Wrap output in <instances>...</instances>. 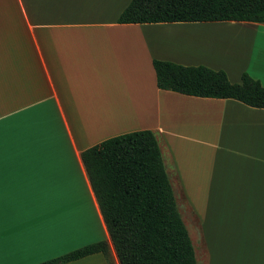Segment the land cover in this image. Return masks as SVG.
<instances>
[{
    "label": "crops",
    "instance_id": "0c3cea01",
    "mask_svg": "<svg viewBox=\"0 0 264 264\" xmlns=\"http://www.w3.org/2000/svg\"><path fill=\"white\" fill-rule=\"evenodd\" d=\"M130 2L0 0V260L112 245L83 152L150 129L197 264H264V108L161 89L153 65L229 74L242 52L230 80L248 72L264 86V54L253 63L264 23H121ZM64 264L108 263L97 252Z\"/></svg>",
    "mask_w": 264,
    "mask_h": 264
},
{
    "label": "trees",
    "instance_id": "16d2710c",
    "mask_svg": "<svg viewBox=\"0 0 264 264\" xmlns=\"http://www.w3.org/2000/svg\"><path fill=\"white\" fill-rule=\"evenodd\" d=\"M224 20L264 23V0H131L118 18L121 23ZM153 65L161 89L264 108V86L248 72L232 82L225 70L202 64L154 58ZM83 160L112 245L101 240L38 264H64L97 252L108 264H197L154 131L110 137L86 149Z\"/></svg>",
    "mask_w": 264,
    "mask_h": 264
},
{
    "label": "rangeland",
    "instance_id": "374dc122",
    "mask_svg": "<svg viewBox=\"0 0 264 264\" xmlns=\"http://www.w3.org/2000/svg\"><path fill=\"white\" fill-rule=\"evenodd\" d=\"M254 33H256L257 35L254 37V41H253V63L257 60H259L260 56L262 57L264 54V27L263 26H259L258 27V31H254ZM230 55L227 57H231V58H235L234 60L229 59V62H226L227 64L230 65L229 69L231 70V72H229V79L235 80L237 79V74H235V71L233 70V67L240 65L239 63V59L245 60L243 58L244 53H229ZM252 63V64H253ZM250 65H252L251 63H249ZM242 65V64H241ZM238 69V68H237Z\"/></svg>",
    "mask_w": 264,
    "mask_h": 264
},
{
    "label": "snow or ice",
    "instance_id": "6c2138e0",
    "mask_svg": "<svg viewBox=\"0 0 264 264\" xmlns=\"http://www.w3.org/2000/svg\"><path fill=\"white\" fill-rule=\"evenodd\" d=\"M2 143H0V166H2ZM0 197H2V188H0ZM0 264H3V261L0 260Z\"/></svg>",
    "mask_w": 264,
    "mask_h": 264
}]
</instances>
